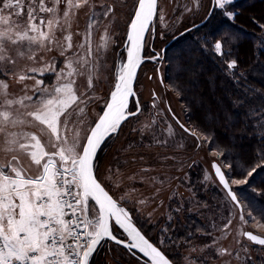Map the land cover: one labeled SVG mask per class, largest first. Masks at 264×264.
I'll use <instances>...</instances> for the list:
<instances>
[{"label":"snow or ice","instance_id":"6c2138e0","mask_svg":"<svg viewBox=\"0 0 264 264\" xmlns=\"http://www.w3.org/2000/svg\"><path fill=\"white\" fill-rule=\"evenodd\" d=\"M122 2L0 0V153L6 155L0 162V264H96L106 240L142 253L145 264H171L161 247L146 237L122 206L120 201L124 197L114 198L98 176L102 145L118 134L124 121L139 114V102L133 111L129 110V100L136 95L133 81L142 62L145 36L153 32L152 25L158 16V0H137L128 24L126 57L113 69L112 91L96 120H89L86 112L89 103L95 102V83L103 74L106 53L115 43L112 20ZM193 2L198 8V0ZM213 2L222 15L235 21L236 13L230 7L234 0ZM85 8L88 21L81 33L78 16ZM185 11L192 9L186 6ZM158 18L164 20L163 15ZM73 24H77L75 32ZM260 27L264 29V24ZM74 36L81 39L74 41ZM231 37L232 34L222 35L212 45L230 78L237 76L239 67ZM53 50L64 58L59 67L55 57L45 60V55ZM22 59L38 66L25 65L17 71ZM151 59L159 60L160 56ZM173 70L177 79L190 71L180 58ZM37 75L54 76L55 83L49 86ZM81 77L86 86L77 84ZM13 78L22 85L19 92L10 90L9 80ZM29 79L35 81L31 87L24 84ZM250 115L259 116V123L264 120V107L252 108ZM211 116L208 112L205 119ZM180 127L192 136L203 135L211 140L199 128L190 129L183 124ZM165 131L169 138L174 137L171 125ZM257 167L260 165L251 168L244 178L230 179L213 164L219 183L239 209L244 223H248L243 214L245 207L252 208L249 216L257 210L251 203L242 205V198L231 184H249L248 178ZM258 215L264 218V210H259ZM227 228L228 224L224 225ZM116 230H122L126 240L115 235ZM161 231L166 235L168 228ZM242 235L253 244L264 246V238L251 232ZM167 242L160 239L159 245ZM242 251L247 254L248 249L242 246ZM220 254L231 253L221 249ZM189 264L194 261L189 260Z\"/></svg>","mask_w":264,"mask_h":264},{"label":"rangeland","instance_id":"374dc122","mask_svg":"<svg viewBox=\"0 0 264 264\" xmlns=\"http://www.w3.org/2000/svg\"><path fill=\"white\" fill-rule=\"evenodd\" d=\"M136 2L123 0L117 5L116 18L112 20L115 43L107 51L103 74L95 83V102H90L86 109L89 120H96L102 112L115 81L113 69L118 68L126 57V35ZM198 2L197 8L193 0H158V16L152 25L153 32L147 35V53L143 55L135 78L134 92L140 105L139 114L124 121L118 134L102 145L98 153V176L114 198L124 197L120 201L122 206L149 239L157 245L160 239L168 241L159 246L173 256L176 264H189V260L194 264H264V246L253 244L242 235L243 232H251L264 237V221L257 219L253 212L249 216L251 210L247 207L243 214L248 223L240 220V211L213 174V162L219 164L224 173L227 169L221 162V155L213 154L219 150L209 149L207 139L201 135L193 138L174 121L175 117L181 124L193 128L186 121V106L181 97L166 83L164 55L160 61L151 59L154 53L165 52L163 50L171 43H177L205 21L212 0ZM186 6L192 11H185ZM215 9L214 4L213 11ZM159 15H163V21L159 20ZM87 21L88 9L85 8L78 16L79 32L85 31ZM72 30L77 31V24H73ZM80 39V36H74V41ZM53 57L59 67L64 58L53 50L45 55V60ZM25 65L38 66L22 59L17 71ZM159 72L161 79L158 78ZM36 78L45 80L49 86L55 83L54 76L37 75ZM9 83L10 90L14 92H19L22 87L14 78ZM34 83L31 79L24 81L29 87ZM77 84L86 86V80L78 78ZM136 99L129 103V110H136ZM169 125L175 132L171 138L165 131ZM164 140L167 143L159 142ZM5 159L6 155L0 153V162ZM231 188L237 193V188L245 189V186L231 184ZM242 205L246 206L245 203ZM226 224L228 228L224 229ZM163 228H168L166 235L161 231ZM191 229L194 231L187 232L184 239L174 241L175 231ZM114 234L126 240L119 230ZM103 243L105 247L96 258V264H145L137 251L126 250L107 240ZM242 246L248 249L247 254L242 251ZM193 247L196 248L194 252L190 251ZM221 249L231 254H220Z\"/></svg>","mask_w":264,"mask_h":264},{"label":"trees","instance_id":"16d2710c","mask_svg":"<svg viewBox=\"0 0 264 264\" xmlns=\"http://www.w3.org/2000/svg\"><path fill=\"white\" fill-rule=\"evenodd\" d=\"M230 7L236 13L235 21L217 8L202 26L166 48L165 80L185 104L189 126L211 137L209 149L223 150V165L226 161L233 165L227 167L226 177L244 178L260 165L245 189L237 188V194L242 203H251L257 219L264 221L258 215L264 210V120L257 123L259 116L250 115L252 108L264 107V29L260 27L264 24V0H235ZM226 34H232L239 62L237 76L232 78L225 74L222 58L212 50L214 41ZM178 58L190 70L180 79L173 70ZM208 112L212 116L205 119Z\"/></svg>","mask_w":264,"mask_h":264},{"label":"flooded vegetation","instance_id":"af4514ba","mask_svg":"<svg viewBox=\"0 0 264 264\" xmlns=\"http://www.w3.org/2000/svg\"><path fill=\"white\" fill-rule=\"evenodd\" d=\"M145 45H146V43H145ZM163 51H165L166 52V48L163 50ZM165 52H161V53H154V56H156V55H159L160 56V59L158 60V61H160L161 59H162V56L164 55L163 53H165ZM147 53V51L145 50V48H144V53H143V55H145ZM160 65V64H159ZM159 65H158V67H159ZM159 75H160V72H159ZM161 76H159L158 78L159 79H161L160 78ZM133 100V99H132ZM131 100V101H132ZM136 104V103H135ZM174 119V121L175 122H177V124L179 125V121L174 117L173 118ZM181 124V123H180ZM186 127V126H185ZM183 130V129H182ZM184 131V130H183ZM190 135V134H189ZM192 136V135H191ZM194 138V137H193ZM194 231V229H191V230H188V231H183V230H179V231H175L174 232V235H173V239H174V241H178V240H181V239H184L185 238V235L187 234V232H188V234H190V233H192ZM121 232V231H120ZM145 235H147L146 233H144ZM187 234V235H188ZM147 237V236H146ZM147 238H149V237H147ZM150 241L151 242H155V241H153V240H151L150 239ZM159 246V245H158ZM127 250V249H126ZM164 253H165V255L169 258V260L173 263V264H176V262L174 261V258H173V256H171V255H168V253H167V251L165 252L163 249H161ZM138 257H140V259L141 260H143L144 262H146V260H145V258L141 255V254H138Z\"/></svg>","mask_w":264,"mask_h":264},{"label":"water","instance_id":"95a60500","mask_svg":"<svg viewBox=\"0 0 264 264\" xmlns=\"http://www.w3.org/2000/svg\"><path fill=\"white\" fill-rule=\"evenodd\" d=\"M212 7H211V9H210V11H209V13L206 15L207 17H206V19H205V21L209 18V16H210V14L213 12V9H214V2H213V0H212ZM204 21V22H205ZM204 22H201L200 23V25H198V26H201ZM128 31V30H127ZM147 35L148 34H146V36H145V41H146V39H147ZM146 43V42H145ZM144 48H145V46H144ZM144 48H143V51H142V53H141V56H142V61H143V53H144ZM142 65V62H141V64L139 65V67H138V69H137V72H136V77L135 78H137V76H138V72H139V69H140V66ZM160 76V75H159ZM135 83H136V79L133 81V89L135 90ZM136 93V92H135ZM132 99H136V95L134 96V97H131L130 98V100H129V103L131 102V100ZM136 101H137V99H136ZM98 118V117H97ZM179 126H180V122H179ZM187 133V132H186ZM189 134V133H188ZM194 137V136H193ZM216 164V165H218L219 166V164H217L216 162H213L212 163V169H213V174L215 175V170H214V168H213V164ZM220 167V166H219ZM221 168V167H220ZM221 170H222V168H221ZM223 171V170H222ZM224 172V171H223ZM215 177H216V175H215ZM216 179H217V181H218V183H219V180H218V178L216 177ZM219 186H221L222 188H223V186L219 183ZM224 189V188H223ZM225 191V190H224ZM225 193H226V191H225ZM239 210V209H238ZM119 231H122V230H119ZM252 234H254V235H257V234H255V233H252ZM258 237H261V238H264L263 236H260V235H257ZM126 238V237H125ZM246 238V237H245ZM247 239V238H246ZM108 241V240H107ZM109 242H111V243H113V244H115L114 242H112V241H109ZM251 242V241H250ZM116 245V244H115ZM118 246H121V247H123L122 245H118ZM124 248V247H123ZM124 249H126V248H124ZM129 250V249H128ZM131 250H135V249H131ZM135 251H137V250H135ZM138 252V251H137ZM139 253V252H138ZM139 254H141L142 256H143V254L142 253H139ZM145 258V257H144ZM146 259V258H145ZM171 262V261H170ZM171 264H173L172 262H171Z\"/></svg>","mask_w":264,"mask_h":264}]
</instances>
